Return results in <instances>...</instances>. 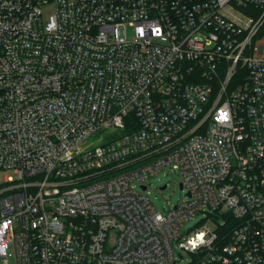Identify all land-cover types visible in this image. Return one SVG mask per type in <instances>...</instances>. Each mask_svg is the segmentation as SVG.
Wrapping results in <instances>:
<instances>
[{
  "label": "built area",
  "instance_id": "1",
  "mask_svg": "<svg viewBox=\"0 0 264 264\" xmlns=\"http://www.w3.org/2000/svg\"><path fill=\"white\" fill-rule=\"evenodd\" d=\"M0 169V264H264V0H0Z\"/></svg>",
  "mask_w": 264,
  "mask_h": 264
},
{
  "label": "rangeland",
  "instance_id": "2",
  "mask_svg": "<svg viewBox=\"0 0 264 264\" xmlns=\"http://www.w3.org/2000/svg\"><path fill=\"white\" fill-rule=\"evenodd\" d=\"M41 10L42 17L47 19L50 13H52L53 8L52 5L48 4L43 5ZM105 132H107V135L104 140L111 139L118 133L117 131L110 130H106ZM92 139H95V137H92ZM5 176L15 177V174L10 169H0V183L3 182V178ZM179 180L180 177L176 171L171 169L169 166H163L151 179L144 182L135 181L132 184L135 185L136 189H139L140 185H147L146 190L151 203L157 210L164 212L168 209V207L172 208L173 205H175L181 198H185V190L180 189L178 184ZM163 184H166V187L164 189H160L159 187ZM213 223V217L207 213L198 212L192 217L183 221L181 230L185 233L189 229L199 226V224L211 226ZM173 247V256L177 260L176 264H185L191 260L190 255L186 251L178 248L175 243H173Z\"/></svg>",
  "mask_w": 264,
  "mask_h": 264
},
{
  "label": "water",
  "instance_id": "3",
  "mask_svg": "<svg viewBox=\"0 0 264 264\" xmlns=\"http://www.w3.org/2000/svg\"><path fill=\"white\" fill-rule=\"evenodd\" d=\"M145 186H143V188H144ZM166 187V184H163V185H161L159 188L160 189H164ZM179 187L180 188H182V185H181V183H179Z\"/></svg>",
  "mask_w": 264,
  "mask_h": 264
}]
</instances>
